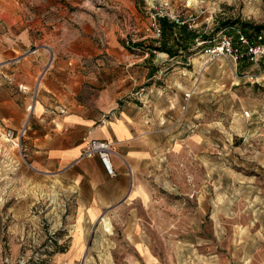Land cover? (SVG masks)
Listing matches in <instances>:
<instances>
[{
	"label": "rangeland",
	"instance_id": "1",
	"mask_svg": "<svg viewBox=\"0 0 264 264\" xmlns=\"http://www.w3.org/2000/svg\"><path fill=\"white\" fill-rule=\"evenodd\" d=\"M156 12L187 19L195 34L213 32V39L198 36L174 56L151 50L177 45L173 32L155 36ZM237 20L264 24V0H0V27H61L56 44L45 46L40 30L32 33L37 44L2 57L14 60L10 67L19 66L20 76L0 83V101L14 106L11 123H0V264H57L53 254L65 240L58 222L68 212V192L56 177L34 170L28 151L22 156L4 134L12 123L29 125V106L57 58L68 68L59 77L78 76L77 101L90 104L107 91L120 104L144 88L164 118L160 152L140 176L147 194L121 209L109 230L101 225L97 248L110 249L117 264H129L142 241L159 264H264V64L259 74L247 62L235 66L205 53L222 34L236 41ZM0 30L4 54L7 34ZM40 50L46 65L33 74ZM246 72L259 76L250 80ZM185 91L191 95L182 111Z\"/></svg>",
	"mask_w": 264,
	"mask_h": 264
},
{
	"label": "crops",
	"instance_id": "2",
	"mask_svg": "<svg viewBox=\"0 0 264 264\" xmlns=\"http://www.w3.org/2000/svg\"><path fill=\"white\" fill-rule=\"evenodd\" d=\"M1 28L6 29L4 32L7 35L3 39L6 46L3 48L7 53L5 50L2 54L0 48V83H10L13 77L20 76V67H10L14 60L10 58L8 61L3 56L37 44L39 39L32 33L40 30L46 40L45 46L54 45L61 29L58 24L48 27L28 25L17 33L11 25ZM103 30L106 32L108 28L103 26ZM44 51L37 52L44 57L33 64V74L38 72L41 64L46 65ZM55 60L51 64L52 70H46L47 75L40 84L42 95L36 104L33 103V107L29 106L33 113L23 140L28 150L29 165L47 177H56L63 184L62 189L69 194L64 202L68 212L58 222L63 225L59 239L65 240L53 254V262L101 264L96 258L104 256L107 259L102 264H117L114 259H110V249L95 246L99 238L98 231L101 225L109 230L111 224L120 220L121 209L131 208L147 194L140 176L160 152V133L164 128L161 122L164 118L160 117V107L152 101V90L140 98L125 99L120 104L107 91H102L90 104L77 101L74 94L78 76L71 73L65 79L59 77L56 72H64L67 67L60 66V58ZM261 63L264 64V57ZM6 71L10 72L8 77ZM21 85L24 86L23 83ZM25 86H30V83ZM0 107L7 108L0 112V123H11L8 110L14 107L13 104L2 100ZM10 125L17 130L22 126L18 123ZM93 138L110 142L114 150L110 156L114 175L106 173L97 156L82 155ZM125 223H135V219ZM138 244L139 247L133 245L129 264H159L145 241Z\"/></svg>",
	"mask_w": 264,
	"mask_h": 264
},
{
	"label": "built area",
	"instance_id": "3",
	"mask_svg": "<svg viewBox=\"0 0 264 264\" xmlns=\"http://www.w3.org/2000/svg\"><path fill=\"white\" fill-rule=\"evenodd\" d=\"M167 7V3H165ZM156 19L154 20V33L155 36L159 37L161 34L158 17L165 16L171 20L176 25L185 24L188 28H191L192 24L188 22L187 19H183L172 12L165 13H155ZM205 53L213 57H226L229 58L232 63L236 66L242 61H246L253 68H255L259 74H261V59L264 57V43L262 42V34L256 35L252 39L247 37L239 29L237 30L236 41L234 42L232 37L226 34L220 35L215 42L206 47ZM250 80L257 79L259 75L245 73ZM144 94V88H140L132 93L133 98H140ZM191 91H185L183 93V104L181 105L182 111H185L188 108L190 100ZM27 133V126L24 124L18 130H14L10 127H5L4 134L7 139L13 140V143L19 148L22 156H26L27 148L22 146V138ZM114 152L110 142L104 139H90L85 150L83 151L84 157L97 156L105 169L106 173L109 175H114V169L110 160L111 154ZM63 245V244H62ZM38 260V259H37ZM34 260L30 262L31 264H41L40 260ZM18 264H26V262L19 261ZM29 264V263H28Z\"/></svg>",
	"mask_w": 264,
	"mask_h": 264
},
{
	"label": "trees",
	"instance_id": "4",
	"mask_svg": "<svg viewBox=\"0 0 264 264\" xmlns=\"http://www.w3.org/2000/svg\"><path fill=\"white\" fill-rule=\"evenodd\" d=\"M157 20L161 31L160 36L163 37L166 30H168L169 32H173L175 36V40L173 41H175L177 45L176 47L174 45H167V41H166L163 43L161 42L158 46H153V48H150L151 50L162 51L170 56H174L178 53L179 48L187 49L189 47V43L192 44L193 40L198 36L202 37L203 39L209 40L210 42L213 39L211 37V35H213V32L212 33L210 32L208 34H203V33L195 34L194 29L188 28V26L185 24L176 25L165 16L158 17ZM230 22L231 21H223L221 25L227 27L228 25H230L228 24ZM232 23L239 24V30L251 39L256 35L262 34V42L264 43V24H254L248 21L239 22V20L234 21ZM176 29H178V31L174 32V30ZM162 40L164 41V39ZM139 43L140 42H135V44H139ZM152 69L153 71L156 70V68L154 69L153 67ZM61 246L62 245H57V247H61Z\"/></svg>",
	"mask_w": 264,
	"mask_h": 264
}]
</instances>
